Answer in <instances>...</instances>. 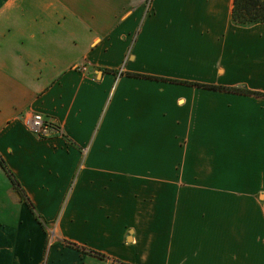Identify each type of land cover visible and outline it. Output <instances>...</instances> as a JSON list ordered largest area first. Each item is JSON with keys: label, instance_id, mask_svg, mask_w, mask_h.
Listing matches in <instances>:
<instances>
[{"label": "crops", "instance_id": "crops-1", "mask_svg": "<svg viewBox=\"0 0 264 264\" xmlns=\"http://www.w3.org/2000/svg\"><path fill=\"white\" fill-rule=\"evenodd\" d=\"M233 9L0 0V156L45 224L0 164V264H264V24Z\"/></svg>", "mask_w": 264, "mask_h": 264}, {"label": "trees", "instance_id": "trees-1", "mask_svg": "<svg viewBox=\"0 0 264 264\" xmlns=\"http://www.w3.org/2000/svg\"><path fill=\"white\" fill-rule=\"evenodd\" d=\"M233 21L236 25L241 27H252L258 24H264V0H234ZM209 88L214 90L230 91V92H236L247 95H254V94L261 95L249 91L247 89H241V88H226V87H213V86ZM0 164L6 170L11 182L16 187V189L21 193L22 199L25 201V203L30 208V210L34 213L37 220L41 224L45 225L42 218L38 215L31 200L22 190L18 180L15 178L14 174L7 168L1 156H0ZM97 255L102 256L100 254Z\"/></svg>", "mask_w": 264, "mask_h": 264}, {"label": "built area", "instance_id": "built-area-1", "mask_svg": "<svg viewBox=\"0 0 264 264\" xmlns=\"http://www.w3.org/2000/svg\"><path fill=\"white\" fill-rule=\"evenodd\" d=\"M80 69L85 72L87 67L83 66ZM25 125L40 139H51L64 136L62 130L57 125L47 121L43 115L39 113H35L26 118Z\"/></svg>", "mask_w": 264, "mask_h": 264}, {"label": "rangeland", "instance_id": "rangeland-1", "mask_svg": "<svg viewBox=\"0 0 264 264\" xmlns=\"http://www.w3.org/2000/svg\"><path fill=\"white\" fill-rule=\"evenodd\" d=\"M25 120H26V119H25ZM51 240H53V238H52V237L50 238V241H51Z\"/></svg>", "mask_w": 264, "mask_h": 264}]
</instances>
